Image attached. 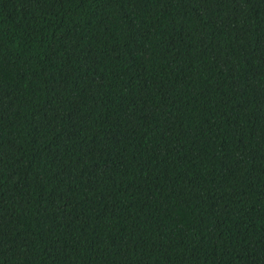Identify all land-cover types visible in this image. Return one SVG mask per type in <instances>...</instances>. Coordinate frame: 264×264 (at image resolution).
Segmentation results:
<instances>
[{"label":"trees","instance_id":"16d2710c","mask_svg":"<svg viewBox=\"0 0 264 264\" xmlns=\"http://www.w3.org/2000/svg\"><path fill=\"white\" fill-rule=\"evenodd\" d=\"M0 264H264V0H0Z\"/></svg>","mask_w":264,"mask_h":264}]
</instances>
